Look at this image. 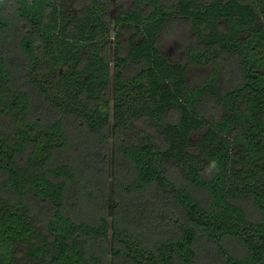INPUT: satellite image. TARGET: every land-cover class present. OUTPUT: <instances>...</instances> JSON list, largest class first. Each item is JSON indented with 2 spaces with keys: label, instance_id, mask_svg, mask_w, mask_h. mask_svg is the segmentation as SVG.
Masks as SVG:
<instances>
[{
  "label": "trees",
  "instance_id": "1",
  "mask_svg": "<svg viewBox=\"0 0 264 264\" xmlns=\"http://www.w3.org/2000/svg\"><path fill=\"white\" fill-rule=\"evenodd\" d=\"M0 264H264V0H0Z\"/></svg>",
  "mask_w": 264,
  "mask_h": 264
},
{
  "label": "rangeland",
  "instance_id": "2",
  "mask_svg": "<svg viewBox=\"0 0 264 264\" xmlns=\"http://www.w3.org/2000/svg\"><path fill=\"white\" fill-rule=\"evenodd\" d=\"M183 26L184 29H187V25H181ZM188 30V29H187ZM130 35V31L128 30H124L123 31V39L126 40V38ZM163 49L166 53H168L170 55V57L173 59L175 58H180L182 55V48L175 45L173 43V34L172 35H167L165 37V40L163 42ZM198 194H202V191L198 190L197 191ZM246 205L249 207L251 212L255 213L254 208L251 206L250 202H247Z\"/></svg>",
  "mask_w": 264,
  "mask_h": 264
},
{
  "label": "clouds",
  "instance_id": "3",
  "mask_svg": "<svg viewBox=\"0 0 264 264\" xmlns=\"http://www.w3.org/2000/svg\"><path fill=\"white\" fill-rule=\"evenodd\" d=\"M204 171H205V174H207V175H211L213 173H218L219 172L218 161H216V160L210 161L209 165L207 166V168Z\"/></svg>",
  "mask_w": 264,
  "mask_h": 264
}]
</instances>
